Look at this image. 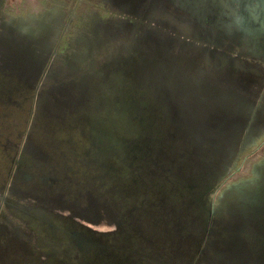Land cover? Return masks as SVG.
I'll use <instances>...</instances> for the list:
<instances>
[{
  "label": "flooded vegetation",
  "instance_id": "obj_1",
  "mask_svg": "<svg viewBox=\"0 0 264 264\" xmlns=\"http://www.w3.org/2000/svg\"><path fill=\"white\" fill-rule=\"evenodd\" d=\"M220 29L264 73V0H0V264L221 258L227 189L264 144L185 110L180 80ZM262 238L242 232L264 258Z\"/></svg>",
  "mask_w": 264,
  "mask_h": 264
},
{
  "label": "water",
  "instance_id": "obj_2",
  "mask_svg": "<svg viewBox=\"0 0 264 264\" xmlns=\"http://www.w3.org/2000/svg\"><path fill=\"white\" fill-rule=\"evenodd\" d=\"M38 16L40 18L44 15L40 13ZM206 44L208 46H202L199 64L192 59L180 80L185 92L184 102H187L186 112L198 114L202 124L197 125V129L203 131H208L213 125L206 124L207 120L215 119L213 121L220 125L226 116L232 124L231 131L239 137L234 143L236 147L240 144V136L252 138V141L244 145L250 149L263 145L264 91L260 81L264 78V73L262 68L248 64L245 59L246 55L259 59L261 47L248 44L250 50L245 53L243 32L237 31L236 37L233 38L227 29H220L214 41ZM262 47L264 49V46ZM177 110L172 111L175 116L179 113ZM204 158L207 165L210 159ZM251 174L252 177L243 179L227 189V193L239 197L237 205H229L231 210L228 215L231 223L228 229L233 231L230 235L232 248L219 249L221 258L211 254L206 256L209 264H214L217 260L218 264H264L260 252L254 255V251L246 249L247 245L242 239L243 231L255 229L257 234L263 236V240L258 241L259 249H264V158L252 165ZM160 263L161 261L154 257L137 258L124 254L102 256L87 264Z\"/></svg>",
  "mask_w": 264,
  "mask_h": 264
},
{
  "label": "rangeland",
  "instance_id": "obj_3",
  "mask_svg": "<svg viewBox=\"0 0 264 264\" xmlns=\"http://www.w3.org/2000/svg\"><path fill=\"white\" fill-rule=\"evenodd\" d=\"M13 0H9V2H12ZM17 2L19 1V0H16ZM49 10V9H48ZM43 13H47V11L46 12H43ZM48 14H50V13H47L46 15H48ZM37 17H39V16H37ZM34 19V18H33ZM37 20V19H36ZM38 22L40 21V20H37ZM38 22H36V23H38ZM38 24H35V26H37ZM105 227H103V229H104Z\"/></svg>",
  "mask_w": 264,
  "mask_h": 264
}]
</instances>
